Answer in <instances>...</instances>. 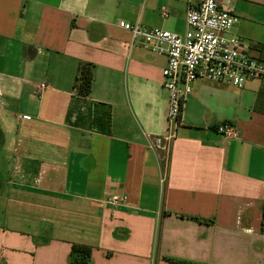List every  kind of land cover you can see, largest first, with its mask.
<instances>
[{"label": "crops", "instance_id": "obj_1", "mask_svg": "<svg viewBox=\"0 0 264 264\" xmlns=\"http://www.w3.org/2000/svg\"><path fill=\"white\" fill-rule=\"evenodd\" d=\"M264 61V0H219ZM187 0H0V264H264V79H197L171 143L164 56L117 25L183 35ZM90 95L75 96L80 63ZM47 89L38 92V85ZM110 111V132L90 128ZM228 122L237 138L216 126ZM126 196L119 207L105 201Z\"/></svg>", "mask_w": 264, "mask_h": 264}, {"label": "built area", "instance_id": "obj_2", "mask_svg": "<svg viewBox=\"0 0 264 264\" xmlns=\"http://www.w3.org/2000/svg\"><path fill=\"white\" fill-rule=\"evenodd\" d=\"M185 20L187 30L183 35L149 28L139 22H117L120 29L130 34V46L141 44L166 60L161 76L162 87L168 94L167 132L153 137L149 144L163 154L164 167L193 81L201 79L242 89L249 80L264 79V61L250 55L248 41L231 34L235 17L219 0H187ZM37 89L42 93L47 86L41 83ZM215 130L224 140L237 138L235 127L228 122L220 123ZM126 200V196L116 195L105 204L119 207Z\"/></svg>", "mask_w": 264, "mask_h": 264}, {"label": "trees", "instance_id": "obj_3", "mask_svg": "<svg viewBox=\"0 0 264 264\" xmlns=\"http://www.w3.org/2000/svg\"><path fill=\"white\" fill-rule=\"evenodd\" d=\"M92 68L90 63H80L77 68V72L74 80V92L75 96L85 99L90 95L92 85ZM97 104H91L89 109L90 116V128L97 129L100 133L109 134L110 132V111L107 108L106 112L96 114L95 109L98 108ZM261 230L264 231V202L262 206V219ZM91 248L81 245H72L70 250L69 264H89L91 256ZM175 264H193L182 261L169 260Z\"/></svg>", "mask_w": 264, "mask_h": 264}]
</instances>
